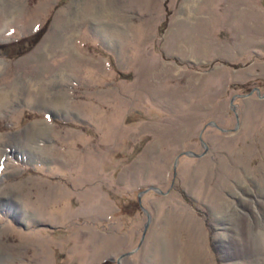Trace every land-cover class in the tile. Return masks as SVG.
I'll return each mask as SVG.
<instances>
[{"label":"rangeland","instance_id":"obj_1","mask_svg":"<svg viewBox=\"0 0 264 264\" xmlns=\"http://www.w3.org/2000/svg\"><path fill=\"white\" fill-rule=\"evenodd\" d=\"M0 46V264H264V0H0Z\"/></svg>","mask_w":264,"mask_h":264},{"label":"water","instance_id":"obj_2","mask_svg":"<svg viewBox=\"0 0 264 264\" xmlns=\"http://www.w3.org/2000/svg\"><path fill=\"white\" fill-rule=\"evenodd\" d=\"M233 111H234V109H233ZM213 126H215L216 128H217V126L215 125V124H212ZM201 139V138H200ZM188 155L189 153L188 152H183V153H181L180 155ZM194 156H197L196 154H193ZM174 176H175V165H174ZM148 190H156V188H149V189H146L144 192H146V191H148ZM147 225L148 224H146L145 225V227H144V231H143V234H142V238H141V240H143V238H144V236H145V232H146V230H147ZM128 254H131V253H127V254H124V255H122V256H119L118 257V259L116 260V263L117 264H120V260L124 257V256H126V255H128Z\"/></svg>","mask_w":264,"mask_h":264},{"label":"trees","instance_id":"obj_3","mask_svg":"<svg viewBox=\"0 0 264 264\" xmlns=\"http://www.w3.org/2000/svg\"><path fill=\"white\" fill-rule=\"evenodd\" d=\"M2 48V46H0V49ZM102 264H108L106 261L105 262H103Z\"/></svg>","mask_w":264,"mask_h":264},{"label":"bare ground","instance_id":"obj_4","mask_svg":"<svg viewBox=\"0 0 264 264\" xmlns=\"http://www.w3.org/2000/svg\"><path fill=\"white\" fill-rule=\"evenodd\" d=\"M263 244V243H262Z\"/></svg>","mask_w":264,"mask_h":264}]
</instances>
